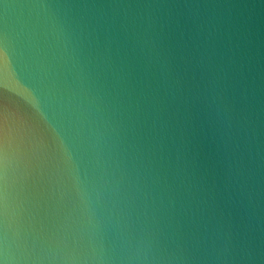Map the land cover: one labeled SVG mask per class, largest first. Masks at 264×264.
<instances>
[{
  "label": "water",
  "instance_id": "water-1",
  "mask_svg": "<svg viewBox=\"0 0 264 264\" xmlns=\"http://www.w3.org/2000/svg\"><path fill=\"white\" fill-rule=\"evenodd\" d=\"M0 264H264V0H0Z\"/></svg>",
  "mask_w": 264,
  "mask_h": 264
}]
</instances>
